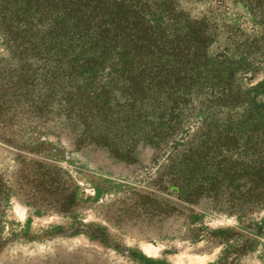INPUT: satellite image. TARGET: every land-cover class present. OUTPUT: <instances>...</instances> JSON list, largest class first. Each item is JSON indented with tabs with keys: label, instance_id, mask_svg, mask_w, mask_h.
I'll use <instances>...</instances> for the list:
<instances>
[{
	"label": "rangeland",
	"instance_id": "374dc122",
	"mask_svg": "<svg viewBox=\"0 0 264 264\" xmlns=\"http://www.w3.org/2000/svg\"><path fill=\"white\" fill-rule=\"evenodd\" d=\"M256 3L180 0L214 16L213 49L230 53L232 40L262 36ZM11 42L0 28V264H264V201L201 196L197 177L183 193L171 180L200 113L160 146L111 126L110 146L89 141L55 101L40 109L36 88L16 84ZM254 60L238 76L244 87L264 72V56ZM125 146L132 159L118 155Z\"/></svg>",
	"mask_w": 264,
	"mask_h": 264
},
{
	"label": "trees",
	"instance_id": "16d2710c",
	"mask_svg": "<svg viewBox=\"0 0 264 264\" xmlns=\"http://www.w3.org/2000/svg\"><path fill=\"white\" fill-rule=\"evenodd\" d=\"M240 1H259L264 24V0ZM218 26L180 0H0V28L21 57L11 72L36 88L40 109L55 101L81 137L106 146L110 126L160 146L198 112L171 180L184 193L197 177L201 196L252 207L264 201V72L246 87L238 76L264 56V32L218 52Z\"/></svg>",
	"mask_w": 264,
	"mask_h": 264
}]
</instances>
